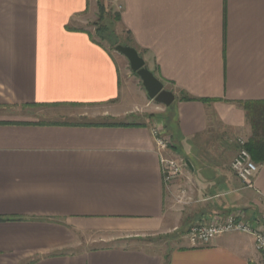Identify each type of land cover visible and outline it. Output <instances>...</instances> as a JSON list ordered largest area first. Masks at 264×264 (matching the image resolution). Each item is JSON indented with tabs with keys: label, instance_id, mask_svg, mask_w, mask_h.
Here are the masks:
<instances>
[{
	"label": "crops",
	"instance_id": "1",
	"mask_svg": "<svg viewBox=\"0 0 264 264\" xmlns=\"http://www.w3.org/2000/svg\"><path fill=\"white\" fill-rule=\"evenodd\" d=\"M115 5L176 95L164 154L185 159L184 172L164 183L152 129L163 127L166 106L144 86L135 95L129 60L84 26L90 0H0V264H264L250 233L187 239L191 226L231 213L264 227V162L253 188L231 168L237 139L254 135L244 104L264 123V0ZM41 106L106 108L37 118L30 109ZM110 221L135 236L184 232L165 251L81 247L86 229Z\"/></svg>",
	"mask_w": 264,
	"mask_h": 264
},
{
	"label": "built area",
	"instance_id": "2",
	"mask_svg": "<svg viewBox=\"0 0 264 264\" xmlns=\"http://www.w3.org/2000/svg\"><path fill=\"white\" fill-rule=\"evenodd\" d=\"M114 1L115 3L118 2V0ZM118 8L121 10L122 6L118 5ZM164 129L165 128L163 127H155L152 129V134L157 149L160 152L164 183L170 185L183 174L186 167V161L183 158H174L164 154L166 150L171 149L174 146L173 138ZM237 141L240 145L239 151L231 161V168L246 187L253 188L255 186L254 180L258 174L260 165L254 161L248 150L246 139L239 137ZM185 197V191H183L182 196L178 197L179 202H185ZM235 231L252 234L255 238L256 249L264 254V227H252L248 223L239 219L236 213L217 218L210 223L202 222L191 226L187 233V239L193 246H199L212 243L215 238L221 234Z\"/></svg>",
	"mask_w": 264,
	"mask_h": 264
},
{
	"label": "rangeland",
	"instance_id": "3",
	"mask_svg": "<svg viewBox=\"0 0 264 264\" xmlns=\"http://www.w3.org/2000/svg\"><path fill=\"white\" fill-rule=\"evenodd\" d=\"M91 2V12L88 15V20L84 23V26L88 28L91 32L95 34L96 37H100L96 32V23L99 20L100 16V9L98 6V3H103L105 7L107 8V11L116 12L118 11L115 5L114 0H90ZM109 29H113V26L108 22ZM115 29L118 33L121 34L122 37H125V33L123 32V28L117 24L115 26ZM99 40L101 38H98ZM115 37L113 36L112 41L108 39H103L102 42H104L106 45H110L114 43ZM115 49V47H112ZM129 63V62H128ZM131 77L135 81L133 84L132 90L135 95H138L139 92L143 89L142 81L140 77L137 74L131 73ZM152 104L157 105L154 100H152ZM105 106H97V107H91V106H78V107H35L33 109H30V111H35L38 113L36 116L37 118H43V117H54V111L58 112H67L68 110L72 109L77 114H80L81 112H87V115H91L94 113L99 112L100 110H105ZM25 112L29 111L28 109L24 110ZM22 114H24L22 110ZM20 115V118H23V115ZM26 115V114H25ZM29 117V115H26ZM104 227L98 229H86L84 231L83 236H79L81 238V246L82 248H100L104 246L109 245H122V246H144L147 248H154L156 250H162L165 251V249L168 247L169 244L172 242L168 240H177L182 237V234L184 232V228H179L172 232L174 236H171L166 233H137L138 235L135 236L136 232L132 231L130 228H128V223L122 222V221H110L106 223Z\"/></svg>",
	"mask_w": 264,
	"mask_h": 264
},
{
	"label": "trees",
	"instance_id": "4",
	"mask_svg": "<svg viewBox=\"0 0 264 264\" xmlns=\"http://www.w3.org/2000/svg\"><path fill=\"white\" fill-rule=\"evenodd\" d=\"M100 9V16L99 20L96 23V32L103 40L108 39L112 41L113 36L115 37L114 43L110 44L111 46L116 48V45L123 44V45H131L139 50L138 46L135 44L134 40L130 38L129 33H127L126 29H123V32L126 34L125 37H122L120 33H118L115 29L117 24H121V13L116 11H107V8L103 3H98ZM108 22L113 26V29H109ZM141 55V53H140ZM183 100L193 99L191 96L187 94H183L181 96ZM248 115H250L251 120L254 124V135L253 138L248 141L247 148L252 154V157L255 162L260 160V162H264V123L261 122V119H256L253 117L254 115L251 114L250 108L248 104H244ZM167 111L165 114L162 115L163 127L167 132H171V126L174 122L173 112L169 110V107H166ZM254 155V156H253Z\"/></svg>",
	"mask_w": 264,
	"mask_h": 264
},
{
	"label": "water",
	"instance_id": "5",
	"mask_svg": "<svg viewBox=\"0 0 264 264\" xmlns=\"http://www.w3.org/2000/svg\"><path fill=\"white\" fill-rule=\"evenodd\" d=\"M116 50L130 62L131 69L140 77L148 96L155 102L169 107L176 98L173 91L167 89L161 79L150 70L143 56L131 45H116ZM189 165V162H187Z\"/></svg>",
	"mask_w": 264,
	"mask_h": 264
}]
</instances>
